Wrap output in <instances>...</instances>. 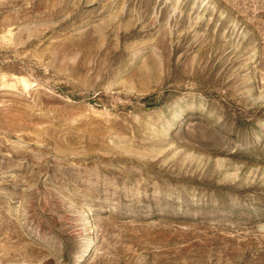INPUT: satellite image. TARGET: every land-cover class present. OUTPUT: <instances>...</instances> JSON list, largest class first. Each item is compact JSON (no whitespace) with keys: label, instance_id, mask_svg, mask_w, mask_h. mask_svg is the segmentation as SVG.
Returning a JSON list of instances; mask_svg holds the SVG:
<instances>
[{"label":"rangeland","instance_id":"rangeland-1","mask_svg":"<svg viewBox=\"0 0 264 264\" xmlns=\"http://www.w3.org/2000/svg\"><path fill=\"white\" fill-rule=\"evenodd\" d=\"M0 264H264V0H0Z\"/></svg>","mask_w":264,"mask_h":264}]
</instances>
